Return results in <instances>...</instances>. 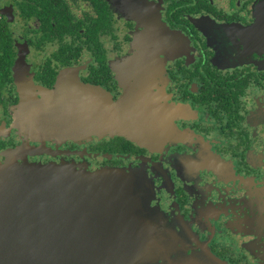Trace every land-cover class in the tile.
<instances>
[{"label": "flooded vegetation", "instance_id": "obj_1", "mask_svg": "<svg viewBox=\"0 0 264 264\" xmlns=\"http://www.w3.org/2000/svg\"><path fill=\"white\" fill-rule=\"evenodd\" d=\"M261 3L0 0V164L16 155L147 180L139 194L150 211L115 233L151 240L137 256L87 264H174L179 254L264 264V27L262 40L253 33ZM67 75L113 103L126 91L139 97L133 107L145 101L158 120L151 143L113 135L42 147L17 109L44 108Z\"/></svg>", "mask_w": 264, "mask_h": 264}, {"label": "water", "instance_id": "obj_2", "mask_svg": "<svg viewBox=\"0 0 264 264\" xmlns=\"http://www.w3.org/2000/svg\"><path fill=\"white\" fill-rule=\"evenodd\" d=\"M257 7L253 33L262 40L264 6L261 3ZM136 61L143 64V59ZM95 88L80 84L77 110H61V114L72 112V121L78 119L81 125L92 113L100 112L127 128L133 126L134 118L152 110L135 108L124 98L113 103L110 96ZM40 112L51 131L57 123L54 111ZM150 132L144 134L149 140ZM60 165L27 164L19 168L0 164V264H87L121 261L124 256L142 252L144 241L151 238L116 235L115 231L149 207L148 196L139 194L148 188L145 176L128 169L89 171L80 167L76 171L66 163ZM157 223L158 229H169L160 220ZM202 256L200 260H183L179 254L176 259L181 260L174 259V264L205 262Z\"/></svg>", "mask_w": 264, "mask_h": 264}, {"label": "rangeland", "instance_id": "obj_3", "mask_svg": "<svg viewBox=\"0 0 264 264\" xmlns=\"http://www.w3.org/2000/svg\"><path fill=\"white\" fill-rule=\"evenodd\" d=\"M132 55V54H131ZM126 62L125 68V75L129 74L131 70H134L132 64V57H128ZM79 81V80H78ZM66 84H62V86L58 89V93H52L49 95L50 99L49 102L45 101L44 108L38 110L35 109H27V108H18L17 109V119L23 129L37 142H39L42 147L46 144V142H53L56 145H62L63 143L73 141V142H90L94 141L95 139H101L108 136L119 135L124 136L130 139L135 144H146L149 145L151 141L149 138H146L144 134L146 131H151L150 133L157 130L158 127V120L156 118V113L151 110L150 113L142 115V117L134 118L131 123L133 126H129L124 128L121 122L118 124L116 120H110V118L106 115H102L100 112L92 113L86 121L80 123L76 121H72L74 116L72 112L70 115L61 114V110H74L78 108V100H79V85L82 83H75V79L71 78L70 75L66 76ZM87 85V84H83ZM90 86V85H87ZM93 87V86H90ZM95 88V87H94ZM100 93H104L101 89L95 88ZM95 92V91H94ZM124 98L127 99L126 103L131 105L136 98H139L129 91L125 92ZM128 95V97H127ZM108 96V95H107ZM47 100V99H46ZM138 103L135 107H146L147 104L144 101L137 100ZM155 102V101H154ZM158 103H153L154 105L159 108L157 105ZM55 105L56 107H51ZM143 109V108H141ZM145 109V108H144ZM54 111L56 125L51 128V131L47 130L48 122L45 120H41L43 112L40 111ZM58 112H57V111ZM76 115V114H75ZM70 116V117H68ZM118 125V127H117ZM122 125V126H120ZM38 127L39 132H35L36 128ZM50 129V128H49ZM152 137V135H150ZM18 156H12L13 159H10L8 162L9 166L17 165L19 168H25L27 164H42V163H33L29 162L28 160H16ZM50 164V163H49ZM56 165L65 164V162L61 163H54ZM71 168L78 171L80 166L66 163ZM47 165V164H42ZM60 165V166H61ZM16 170V169H11ZM70 170V169H69ZM88 170V169H87ZM132 170V169H128ZM91 171V170H89ZM95 171V170H94Z\"/></svg>", "mask_w": 264, "mask_h": 264}]
</instances>
